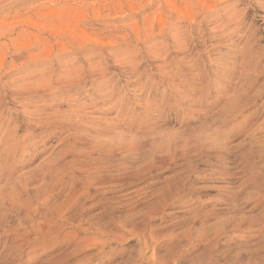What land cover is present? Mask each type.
Listing matches in <instances>:
<instances>
[{
	"label": "rangeland",
	"instance_id": "374dc122",
	"mask_svg": "<svg viewBox=\"0 0 264 264\" xmlns=\"http://www.w3.org/2000/svg\"><path fill=\"white\" fill-rule=\"evenodd\" d=\"M0 39V264H264V0H0Z\"/></svg>",
	"mask_w": 264,
	"mask_h": 264
},
{
	"label": "bare ground",
	"instance_id": "6f19581e",
	"mask_svg": "<svg viewBox=\"0 0 264 264\" xmlns=\"http://www.w3.org/2000/svg\"><path fill=\"white\" fill-rule=\"evenodd\" d=\"M166 1V0H165ZM219 1V0H218ZM223 2V1H222ZM224 3V2H223ZM166 4V3H165ZM194 4H196L197 6H202V7H204V5L205 4H203V3H201V2H197V1H195V3ZM163 5V4H162ZM209 5V4H208ZM196 6V7H197ZM213 6V8H214V5H212ZM171 7H172V5H171ZM191 7V6H190ZM173 8V7H172ZM186 8V7H185ZM207 8V7H206ZM201 9V8H200ZM215 9V8H214ZM186 10V9H185ZM153 11V10H152ZM165 11V10H164ZM186 11H188V10H186ZM206 11H209V12H211V11H213V9L212 8H208V9H206ZM169 12H171L172 14H170L169 16H168V20H171L172 19V17L174 16V15H177V17L175 16L174 18L176 19H178V18H185V19H187L188 18V16L190 15V11L188 12V13H185V14H182L181 12H176L175 10H171V11H169ZM168 12V13H169ZM151 13H153V12H151ZM167 13V12H166ZM176 13H178V14H176ZM162 16V15H161ZM160 16V17H161ZM218 16V15H217ZM190 17V16H189ZM232 17V16H231ZM157 18V17H156ZM159 18V17H158ZM210 19H212V18H210ZM157 20V19H156ZM179 20V19H178ZM150 21V20H149ZM161 21V20H160ZM163 21V20H162ZM152 23H154V22H152ZM160 23V22H159ZM162 23V22H161ZM144 25V24H143ZM147 25V24H146ZM229 25V24H228ZM145 26V25H144ZM153 26H155V25H151L150 26V29H152V27ZM143 27V26H142ZM141 29V28H140ZM143 29V28H142ZM217 29V28H216ZM145 30V29H144ZM147 30V29H146ZM61 31V30H60ZM65 31V30H64ZM69 32V31H68ZM61 33V32H60ZM63 33V32H62ZM70 33V32H69ZM68 33V34H69ZM133 33H135V32H133ZM142 33V32H141ZM149 33V32H148ZM248 33V32H247ZM57 34V33H56ZM136 34V33H135ZM137 34H138V32H137ZM10 35V34H9ZM12 35V34H11ZM65 34H63L62 36H64ZM146 35V34H145ZM4 36H6V35H4ZM61 36V37H62ZM66 36H67V34H66ZM73 37V36H72ZM244 37V36H243ZM7 38V37H6ZM62 38H64V37H62ZM68 38V37H67ZM140 38V37H139ZM68 39H72L71 40V42H72V44H77L78 42V39H77V41H76V38H68ZM215 39V38H214ZM1 40V39H0ZM62 40V39H61ZM81 40V39H80ZM6 41V40H5ZM68 41V40H67ZM135 41V40H134ZM1 42V41H0ZM49 42V41H48ZM83 42V41H82ZM161 42V41H160ZM56 43V42H55ZM68 43H69V41H68ZM80 43V42H79ZM38 44V43H37ZM57 44H58V46H60V47H65V42H63V41H57ZM57 44H55L56 46H57ZM151 44V43H150ZM158 44V43H157ZM67 45V44H66ZM84 46V45H83ZM86 46V45H85ZM75 47V46H74ZM148 47V46H147ZM49 48V47H48ZM238 48V47H237ZM158 49V48H157ZM46 50V47H43L41 50H40V52H44ZM53 50V49H52ZM61 50V49H60ZM59 49H58V51H60ZM66 51H70V50H67V48L65 49ZM50 51V50H49ZM62 51V50H61ZM60 51V52H61ZM239 51V50H238ZM59 52V53H60ZM63 52H64V48H63ZM166 52V51H165ZM248 52V51H247ZM8 53H9V51H8ZM13 53V52H12ZM11 53V54H12ZM71 53V52H70ZM76 53V52H75ZM164 53V52H163ZM10 54V55H11ZM67 54V53H66ZM68 54H69V52H68ZM94 54V53H93ZM152 54V53H151ZM46 55V54H45ZM61 56H62V54H60ZM65 55V54H64ZM76 55V54H75ZM116 55V54H115ZM119 55V54H118ZM41 56V55H40ZM96 56V55H95ZM50 57V56H49ZM57 57V56H56ZM65 57V56H64ZM5 58V57H4ZM52 58H54V57H52ZM58 58H59V55H58ZM66 58H68V56L66 57ZM127 58V57H126ZM88 59V58H87ZM139 59V58H138ZM60 60H61V58H60ZM96 60V59H95ZM53 61V60H52ZM62 61H63V59H62ZM64 62H67V61H64ZM118 62V61H117ZM123 62V61H122ZM165 62V61H164ZM70 63V62H69ZM68 63V64H69ZM72 63V62H71ZM76 63V62H75ZM138 63V62H137ZM136 63V64H137ZM78 64V63H77ZM236 64V63H235ZM73 65V64H72ZM89 65V64H88ZM108 65H109V63H108ZM2 66V65H1ZM115 66V65H114ZM130 66V65H129ZM8 67V66H7ZM161 67V66H160ZM53 68H54V66H53ZM64 68V67H63ZM67 70H68V76H66V77H63V78H61V79H59L58 78V76L56 77V78H54L57 82H58V84H59V87L60 86H75V84L77 83L76 81H75V79H77L76 78V74H78L77 73V70L74 68V65L73 66H71V65H67ZM80 68V67H79ZM79 68H77V69H79ZM83 68V67H82ZM120 68V67H119ZM126 68V70H129V71H132L134 68L133 67H125ZM138 68V67H137ZM45 69V68H44ZM104 69V68H103ZM40 70V69H39ZM66 70V69H65ZM79 70H81V68L79 69ZM107 70V69H106ZM137 70V69H136ZM163 72V71H162ZM84 73V72H83ZM140 73V72H139ZM64 74V73H63ZM100 74V73H99ZM165 74V73H164ZM43 75V74H42ZM166 75V74H165ZM86 76H88V77H91V76H93L91 73H87L86 75H84L81 79H79L80 81H82V80H84L85 78H86ZM62 77V76H61ZM81 77V76H80ZM50 81H52V80H49V81H47V82H45V81H41V82H39V81H36L35 82V85H36V89H38L39 91H49V90H51V84H50ZM85 81V80H84ZM149 82V81H148ZM86 84V83H85ZM53 86V85H52ZM56 88V87H55ZM53 89V88H52ZM50 92V91H49ZM18 179V178H17ZM18 186V185H17ZM14 188V187H13ZM19 197V196H18ZM65 204V203H64ZM143 239V238H142ZM144 241H146V240H144ZM145 244V243H144ZM147 245V244H146ZM152 254V253H151ZM151 258V257H150ZM154 261V260H153Z\"/></svg>",
	"mask_w": 264,
	"mask_h": 264
}]
</instances>
